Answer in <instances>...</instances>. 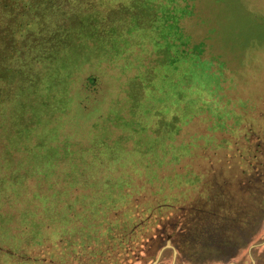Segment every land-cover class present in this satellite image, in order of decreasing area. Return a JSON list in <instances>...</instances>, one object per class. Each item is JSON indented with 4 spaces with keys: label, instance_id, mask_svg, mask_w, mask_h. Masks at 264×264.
Wrapping results in <instances>:
<instances>
[{
    "label": "rangeland",
    "instance_id": "374dc122",
    "mask_svg": "<svg viewBox=\"0 0 264 264\" xmlns=\"http://www.w3.org/2000/svg\"><path fill=\"white\" fill-rule=\"evenodd\" d=\"M159 30L222 101L163 121L158 166L122 122L156 126L135 76ZM155 259L264 264V0H0V264Z\"/></svg>",
    "mask_w": 264,
    "mask_h": 264
},
{
    "label": "trees",
    "instance_id": "16d2710c",
    "mask_svg": "<svg viewBox=\"0 0 264 264\" xmlns=\"http://www.w3.org/2000/svg\"><path fill=\"white\" fill-rule=\"evenodd\" d=\"M148 30L150 31V29ZM148 30H146V35L149 34L147 33L149 32ZM164 33L166 34V32ZM164 33L161 30L157 31L158 41L154 44L155 47L149 50L151 52L147 51L139 59L138 65L142 66L143 71L135 76V80L138 82L145 75L150 77L148 79L149 84H143L144 87L146 86L148 88L146 96L142 97L136 104H139L138 108L145 115L149 114L152 108L154 111H157L155 114L158 119L156 126L149 127L150 131H148V127L144 125L140 126V120L135 126H131V122L135 121L134 119H141L140 116H137L139 114H136L138 112L137 110H129V115L122 122L125 123L123 129L128 132L127 135H123V138L128 139L129 137H134L135 134V137L139 139L137 141L142 142V145L150 149L149 153L153 151L152 153L156 155L158 159L156 164L158 166L161 164L159 162L164 159L162 158L160 160V153L163 152V155L167 153L164 151L165 146L169 145L166 140L167 138L170 139V136H162L160 133L162 124H164L163 121L181 119L184 123L188 122L187 124H189L195 118V115H198L202 111H210V108H215V104H219L222 101L221 93L216 91V89L220 90L221 80L219 74L213 68V63L208 59L200 58L199 51L190 49L189 45H187L189 48L186 46L183 50L169 48L167 45L168 41L171 39L170 42L176 43L179 37L177 34H174L168 38ZM101 48L104 53L103 56L105 57L110 55L111 52L113 53V51H118L117 47L113 48L111 45H106V47L103 46ZM111 48L114 50L112 51ZM141 51L143 52L145 50L140 49L136 55H142L143 53ZM152 54L155 55L153 59ZM154 78L155 81L152 82ZM162 104L164 106H161ZM114 120L118 122L119 120L122 121L123 118L116 115ZM109 131L110 129H108L107 134L111 135ZM174 135L171 136V147L174 145ZM114 143H118V140H115ZM100 163L103 164L102 161ZM100 163L99 166H101ZM113 163V161L107 162L106 167H109ZM97 176L99 177L100 175L97 174ZM15 182L14 180L12 183ZM79 187L82 186L79 185ZM110 194H112L111 191H109L108 197L112 196ZM210 222L212 224V221Z\"/></svg>",
    "mask_w": 264,
    "mask_h": 264
},
{
    "label": "water",
    "instance_id": "95a60500",
    "mask_svg": "<svg viewBox=\"0 0 264 264\" xmlns=\"http://www.w3.org/2000/svg\"><path fill=\"white\" fill-rule=\"evenodd\" d=\"M170 246H171V244H170V240L168 239L167 242H166V244L164 245V247H170ZM164 247H163V248H164ZM175 252H176V251L174 250V254H175ZM156 262H157V259H155V260H154L152 263H150V264H154V263H156Z\"/></svg>",
    "mask_w": 264,
    "mask_h": 264
}]
</instances>
